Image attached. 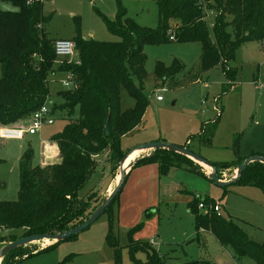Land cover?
I'll return each mask as SVG.
<instances>
[{"label":"trees","instance_id":"1","mask_svg":"<svg viewBox=\"0 0 264 264\" xmlns=\"http://www.w3.org/2000/svg\"><path fill=\"white\" fill-rule=\"evenodd\" d=\"M9 1L19 11L0 12V125L15 127L45 104L49 95L48 77L55 73L53 66L56 59L53 50L55 40L48 39L44 32V25L48 21L42 14L44 0H33L31 3H28L29 0ZM153 1L157 8L158 25L155 30H148L127 17L123 0H114L115 18H101L108 33L117 37L118 42L84 40L76 23V35L72 41L80 64L62 65L58 71L71 74L78 85L74 91L61 93L65 101L61 109L69 117L75 113L78 116L75 122L67 123L51 139L58 149V164L33 167L31 149L20 159L17 200L0 201V232L6 233L0 236V243L8 244L26 236L56 235L80 226L88 219L95 209H91L88 202L92 197L84 202L78 199L77 194L95 172L94 158L109 151L112 158L123 159L127 153L121 151L120 140L138 127L148 107V98L141 89L146 79V57L143 53L146 45L198 43L201 51L200 71L219 68L227 81L224 87H231L236 71L229 64L234 61L237 50L247 43L264 39V0ZM204 5L215 13L212 37L205 23ZM169 31L173 33V41L169 40ZM174 67L168 71L158 64L155 75L157 78L165 73L175 76L182 66L176 64ZM123 89L133 100V106L127 111H122L120 107ZM222 92H226L225 88ZM208 124L201 126L197 135L201 146L205 147L211 146L217 129V121ZM256 156L264 159V155ZM243 161L222 164L206 162L215 169L217 178L221 180L224 171L237 170ZM151 164L158 166L161 177L171 167L183 165L190 173L205 178L194 168L192 160L166 150H155L130 169ZM235 184L263 190L264 165L257 162L249 164L229 186ZM116 197L103 213L107 215L109 224L105 242L113 251L115 264H120V249L123 248L128 251L131 264H169L149 243L133 240L140 225L126 233V243L119 247L112 231V204ZM204 202L213 203L206 198ZM197 204L194 197L187 204L196 235L200 231L209 232L221 247L230 248L236 258L264 264L262 244L252 240L230 218L212 211L203 214L197 209ZM147 215L150 212L145 211L143 216ZM63 242H56L32 255L27 254L25 247H19L3 257L1 264H17L25 255L29 259L49 253ZM137 254L145 255V260L137 259ZM70 257L67 256L65 260ZM183 264L213 263L202 260Z\"/></svg>","mask_w":264,"mask_h":264},{"label":"rangeland","instance_id":"2","mask_svg":"<svg viewBox=\"0 0 264 264\" xmlns=\"http://www.w3.org/2000/svg\"><path fill=\"white\" fill-rule=\"evenodd\" d=\"M122 5L127 17L139 27L148 30L157 28V8L153 0H123ZM15 9L9 0H0V12H16ZM204 12L205 23L212 37L215 13L207 5H204ZM42 14L48 20L44 32L52 41L72 40L76 35V23L79 24V34L84 40L106 43L119 41L108 33L101 18H115L114 0H44ZM170 24L172 30L173 23ZM143 53L146 57V79L141 89L148 98V107L138 127L123 137L120 143L122 152L137 149L145 145L141 144L142 141L155 137L180 144L188 140L186 148L191 153L217 164L245 160L257 154L264 155V48L260 42L247 43L237 50L234 61L229 64L236 71L235 80L230 83L232 88L229 85L224 87L227 81L219 68L200 71L201 51L198 43L146 45ZM62 61L55 60V73L48 77L49 95L45 103L48 108H54L53 124L43 126L41 131L49 138L61 132L67 123L75 122L78 116L75 113L69 117L61 109L65 104L61 93L66 73L58 69L62 65L71 64ZM158 64L168 71H172L176 64L182 66V69L175 76L165 73L157 78L155 68ZM223 88L225 93L222 92ZM157 95L163 98L162 103L155 101ZM132 106L133 100L127 91L121 90V110L127 111ZM214 121H217V129L211 146H201L197 138L200 126ZM23 124L27 125V122ZM20 125L16 124L15 128ZM28 149L32 150L34 157L32 164H38L41 156L36 136L24 137L21 141L0 140V200H17L18 164ZM153 153L141 151L143 157ZM121 161L112 158L109 151L96 156L95 172L78 191V199L85 202L92 197L88 202L91 209H96L107 197L116 177L120 178ZM194 163V168L201 174H211L210 168ZM235 176L236 170H227L222 173L219 181L227 183ZM139 177V174L126 176L112 204V231L120 248L126 243V231L140 225L134 234L137 235L136 239L141 242L154 240L153 249L169 264L202 260H210L214 264H253L248 259L236 258L230 248H222L210 234H202L199 242L195 241L193 219L186 209V203L193 197L199 202L196 196L201 200H212L210 204L220 206V215L230 218L252 240L264 246V189L241 184L220 188L208 178L180 170L170 173L161 192L153 184H144L148 191L144 195L141 194L142 188H137ZM145 210L150 215L143 216ZM119 213L129 214L131 219L119 220ZM108 228V217L105 214L73 240L61 243L49 253L29 259L25 255L17 264H115L113 251L105 242ZM4 234L0 232V236ZM49 243H33L25 246L24 250H28L27 254H36L39 251H33L35 246ZM67 256L71 257L65 260ZM136 258L143 262L145 255L137 254ZM120 264H131L128 251L124 248L120 249Z\"/></svg>","mask_w":264,"mask_h":264},{"label":"water","instance_id":"3","mask_svg":"<svg viewBox=\"0 0 264 264\" xmlns=\"http://www.w3.org/2000/svg\"><path fill=\"white\" fill-rule=\"evenodd\" d=\"M106 131H107V128H106ZM155 150H166V151H169L172 153H176V154L182 155V156H184V157H186V158H188V159H190V160H192L198 164H202V165L207 166L208 168L211 169V174H208V176H207L208 180L213 182L216 186H218L220 188L228 187L233 181L238 179L241 176L243 170L249 164L257 162V163H261L264 165V159L259 157V156L255 155V156H251L249 158H246L243 161V163L237 168L236 176L230 182L222 183L217 178L215 169L213 167H211L209 164H207V162L204 159H202L199 156L194 155L193 153H191L189 150H187L185 148L175 146V145H170L167 143H160V142H151V143L145 144L139 148V151H153L154 152ZM128 156L129 155H126L121 161L120 178H119L118 184L115 186V188L112 190V192L105 199H103L101 204L90 214L88 219L83 224H81L80 226H77L75 228H72L66 232L59 233L56 235L43 234V235H35V236H26V237H22L16 241H14V242L8 243L0 249V262H1L3 257H5L6 255H8L9 253H11L12 251L16 250L19 247H25L27 245H30L33 243H39L42 241H50V242H54V243L63 242V241H66L72 237L77 236L79 233L88 229L92 224H94L103 215L105 209L109 206V204L113 201L115 196L118 194V192L120 191V189L122 187L123 181L127 175V171L138 160H140V159H138L135 162H132L129 165L128 169L125 170L123 168V165H124L125 160L127 159Z\"/></svg>","mask_w":264,"mask_h":264},{"label":"crops","instance_id":"4","mask_svg":"<svg viewBox=\"0 0 264 264\" xmlns=\"http://www.w3.org/2000/svg\"><path fill=\"white\" fill-rule=\"evenodd\" d=\"M163 102V101H162ZM162 102H157V103H162ZM143 119H144V117H143ZM142 119V120H143ZM20 124H22V123H20ZM19 125V124H18ZM201 127V126H200ZM134 131V130H133ZM132 131V132H133ZM132 132H130L129 134H131ZM60 133V132H59ZM58 134V133H57ZM129 134H127V135H129ZM127 135H125V136H127ZM198 135V134H197ZM34 136H36L37 138H38V140H39V151H40V156H41V160L39 161V163L37 164H35V165H33L32 164V166L33 167H46V166H50V165H55V164H58L59 163V153H58V149H57V146H56V144L55 143H53L52 142V137L51 138H49V137H46V135H44L43 133H42V131L40 130V132L39 133H37L36 135H34ZM34 136H26V137H34ZM191 136V135H190ZM214 136H215V134H214ZM24 139V138H23ZM22 139V140H23ZM122 139H123V137L121 138V140H120V143H121V141H122ZM213 139H214V137H213ZM167 140H169V139H167ZM166 139H163V140H158L157 138H155V137H151V138H148V139H145L144 141H142V143L141 144H148V143H151V142H161V143H164V142H170V143H173V144H180V143H174V142H172L171 140H169V141H167ZM21 141V140H20ZM213 141V140H212ZM186 145H188V140H186L183 144H180L179 145V147H186ZM140 148V147H139ZM139 148H135V149H133L132 151H130V152H128L127 153V155H130V157H129V159H128V161L131 163L132 161L133 162H135L136 160H138V159H140V158H143V156L144 155H141V151H139ZM124 152V151H123ZM125 153V152H124ZM34 158V157H33ZM204 160H206V161H208V162H210V163H213L212 161H210V160H207V159H204ZM180 170H185V171H187V172H189L188 170H187V168L185 167V166H183V165H181V166H173V167H171L170 169H169V171H168V173L165 175V176H163V177H161L160 175H159V171H158V166L157 165H155V164H151V165H146V166H141V167H136V168H133V169H129L128 171H127V177L128 176H131V175H136V174H139L140 175V177H139V179L137 180L138 182H137V188H142V192H141V194L143 193L144 195H146L147 194V190L145 189V186H144V184H153V186H155L156 187V189H158V191H160L161 192V190L160 189H162L163 187H164V181H166V179H168V176L170 175V173H172V171H180ZM234 172V171H233ZM190 173V172H189ZM224 174V173H223ZM203 176H205L204 174H203ZM204 178V177H203ZM205 178L207 179V176H205ZM118 182H119V177H116V180H115V183H114V185H113V187H111L110 189H109V191H108V194H107V196L112 192V190L115 188V186L118 184ZM143 186H144V188H143ZM186 193H188V192H186ZM189 194V193H188ZM140 195V194H139ZM192 200V199H191ZM190 200V201H191ZM1 202H6V201H2V200H0ZM189 201V202H190ZM189 202H187L186 204H188ZM154 208V207H153ZM186 209H187V205H186ZM127 211H130V210H127ZM126 211V212H127ZM145 211H148V210H145ZM144 211V212H145ZM119 215H120V213H119ZM191 215V214H190ZM192 216V215H191ZM131 219V217L129 216V214H125V215H120L119 216V220H124V219ZM192 219H193V217H192ZM133 228V227H132ZM132 228H130L129 230H131ZM128 230V231H129ZM128 231H126V233L128 232ZM202 234H210L209 232H206V231H200L199 233H198V235H196V232H195V236L194 237H198V240H197V242H199V238H201L202 236ZM211 235V234H210ZM137 235H134L133 236V240H135V241H139V239H136L137 237H136ZM212 236V235H211ZM213 237V236H212ZM214 238V237H213ZM215 239V238H214ZM151 241H153L154 242V244L151 246L152 248H154V245H155V241L154 240H151ZM151 241H145V242H147V243H149L150 244V242ZM217 242V241H216ZM39 243H44V241H42V242H39ZM54 244V242H50L49 244H39L38 246H35V248L36 249H34L33 251L35 252L36 250H38V251H40V250H42V249H45V248H47V247H49V246H51V245H53ZM6 244L5 243H1L0 244V249L3 247V246H5ZM32 248V247H31ZM34 248V247H33ZM223 248V247H222ZM160 255V254H159ZM161 256V255H160ZM208 261H210V260H208ZM210 262H212V261H210ZM213 263V262H212ZM214 264V263H213Z\"/></svg>","mask_w":264,"mask_h":264},{"label":"built area","instance_id":"5","mask_svg":"<svg viewBox=\"0 0 264 264\" xmlns=\"http://www.w3.org/2000/svg\"><path fill=\"white\" fill-rule=\"evenodd\" d=\"M33 0H29L28 3H31ZM42 1V0H34ZM169 40L173 41V33L169 31ZM261 46L264 48V39L260 41ZM54 56L55 59H61L62 62H70L72 65L78 66L80 64L75 51V44L72 40L60 39L55 40L53 44ZM63 91H74L77 89L78 85L73 81L71 74H66V79L62 82ZM156 102H162L163 98L159 95L155 97ZM53 107L48 108L46 103L41 106L36 112H34L28 120H26L27 125H24L23 122L20 127H8L0 125V140L2 141H20L26 136H34L40 132L43 126H51L53 124ZM25 122V121H24ZM200 201L197 204V209L206 214L207 212H214L220 214V206L218 204H206L204 199L201 200L200 197L196 196ZM153 241L150 242L152 246Z\"/></svg>","mask_w":264,"mask_h":264},{"label":"bare ground","instance_id":"6","mask_svg":"<svg viewBox=\"0 0 264 264\" xmlns=\"http://www.w3.org/2000/svg\"><path fill=\"white\" fill-rule=\"evenodd\" d=\"M130 155H131V154H130ZM130 155L127 157V159L125 160V163H124V165H123V168H124L125 170H127L128 167H129V165L132 163V162L129 163V161H128ZM203 166H205V165H203ZM205 167H207V166H205Z\"/></svg>","mask_w":264,"mask_h":264},{"label":"clouds","instance_id":"7","mask_svg":"<svg viewBox=\"0 0 264 264\" xmlns=\"http://www.w3.org/2000/svg\"><path fill=\"white\" fill-rule=\"evenodd\" d=\"M15 11H19V9H15Z\"/></svg>","mask_w":264,"mask_h":264}]
</instances>
